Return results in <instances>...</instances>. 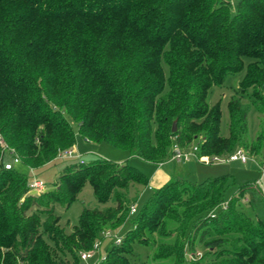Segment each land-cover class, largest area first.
Returning <instances> with one entry per match:
<instances>
[{
    "label": "trees",
    "instance_id": "trees-1",
    "mask_svg": "<svg viewBox=\"0 0 264 264\" xmlns=\"http://www.w3.org/2000/svg\"><path fill=\"white\" fill-rule=\"evenodd\" d=\"M242 71L223 135L220 101L207 99ZM252 108L264 116V0H237L234 10L230 0H0V264H81V251L129 220L100 264H130L132 243L150 247L142 264H200L199 243L210 264H264V195L254 184L224 204L227 174L176 177L130 214L148 183L133 165L73 161L39 192L23 171L71 149L72 123L85 140L148 163L196 141L208 157L242 146L263 171L264 129L248 137ZM11 149L20 162L6 169ZM87 183L109 204L83 206L67 230L58 209Z\"/></svg>",
    "mask_w": 264,
    "mask_h": 264
},
{
    "label": "rangeland",
    "instance_id": "rangeland-1",
    "mask_svg": "<svg viewBox=\"0 0 264 264\" xmlns=\"http://www.w3.org/2000/svg\"><path fill=\"white\" fill-rule=\"evenodd\" d=\"M236 1L237 0H230L231 10L235 9ZM243 75L244 71L235 75H229L226 78L225 82L222 84V86H214L211 89V92L209 93L207 99L209 104H213L217 101H220V127L221 133L223 135H227L229 132V115L227 110V102L232 96L240 95V93L237 92V89L239 81L241 80ZM241 100L243 102H249L251 100L250 90L244 92L241 95ZM72 127L74 128L76 135L75 144L71 148L72 153L84 161H90L94 158L102 157L119 163H128L141 170L148 177V179L150 177V173L156 167V164L145 162L136 157H131L129 155L128 150L126 149L115 148L106 142H94L85 140L78 132L76 124L72 123ZM248 129V137L250 141L254 140L258 133L264 129V116L257 112L254 108H252L248 114ZM195 144L197 145L196 141H193L190 142L186 147L182 148H185L187 150ZM238 148H242L248 157L245 163H242L239 160H210V162H200L194 158H191L190 160L185 162L169 160L164 163L163 169L166 172L173 173L172 178L185 177L193 181H201L208 176H218L222 174H227L229 177L224 193V204L229 201L231 196L238 190L241 185L246 183L256 185V187L264 195V172L262 171V168L257 162L262 160L261 157H254V155L250 154L242 146ZM232 153H234V151L225 156H220V158L228 157ZM73 161L77 160L75 158H56L54 161L49 162L45 166L36 169H24L23 171L27 174L29 180L37 178L45 186V188H51L53 187V184L57 181L61 169L65 165H68L70 162ZM148 185L149 181L145 186H140V194L134 203L137 211L141 208V206L143 205L147 197L151 194V192L156 189L154 188L152 191H149L147 190ZM244 197L245 198H243L240 203L243 204L244 211L247 214L252 215L249 203L245 201L246 199H251V194L246 193ZM108 204L109 203H99L93 195L91 186L87 183L85 184L81 192L78 194L77 199L69 206V208L58 209V213L61 216L60 223L61 225L66 226L67 230H70L73 225L77 224V218L83 206L89 208H103ZM131 226L132 223L129 220L121 228L113 231L111 236L104 237L99 245L100 256L98 255V250H96L91 258L87 259L86 261H82L81 264H95L99 260V257H105L108 249L116 241V237H123L126 232L131 228ZM131 247L132 251L134 252L133 257L127 256L130 261V264H142V262L146 260V257L150 251V247L134 243L131 244ZM195 252L196 254L194 256V260L200 261V264H210L211 256L205 254L206 250L202 244H196Z\"/></svg>",
    "mask_w": 264,
    "mask_h": 264
},
{
    "label": "built area",
    "instance_id": "built-area-1",
    "mask_svg": "<svg viewBox=\"0 0 264 264\" xmlns=\"http://www.w3.org/2000/svg\"><path fill=\"white\" fill-rule=\"evenodd\" d=\"M1 140H2V136L0 135V141ZM9 154H10V160H8L4 165V167L6 169H9L13 165H16L20 162V159L16 155L15 151H13L11 149ZM57 158H61V159L75 158L79 162H83L82 159H80L78 156H75L72 153L71 149L60 152L57 155ZM191 158H194L200 162H208V161L210 162V160H212V161H236V160H239L242 163H245L246 160L248 159L247 155L245 154V152L242 148H237L236 150H234V153L230 154L228 157H225V158L221 157L220 158V156L208 157L206 155H199L198 154V145H196V144L191 146L187 150L185 148L180 147L176 143H174L172 145V155H171L170 159L185 162V161L190 160ZM28 187H29L30 191H34V192L42 191L45 188V186L37 178L31 179L28 183ZM135 212H136L135 205L132 204L130 206V214H133ZM112 232L113 231H111V230H106L103 233V237L111 236ZM100 242L101 241H96L94 243L92 249L89 251H81L79 254L81 261H86L87 259L91 258L96 250H98V255L100 256V253H99ZM120 242H121V238L116 237V241L114 242V244H119ZM104 259H105V257H99V260L95 264H100Z\"/></svg>",
    "mask_w": 264,
    "mask_h": 264
},
{
    "label": "crops",
    "instance_id": "crops-1",
    "mask_svg": "<svg viewBox=\"0 0 264 264\" xmlns=\"http://www.w3.org/2000/svg\"><path fill=\"white\" fill-rule=\"evenodd\" d=\"M169 160H173V159H169ZM164 163L158 164V166L156 165L155 169L150 173V177L148 179L149 185L147 186V190H153L154 188H159L167 181L171 180V178L173 177V173L166 172L163 169Z\"/></svg>",
    "mask_w": 264,
    "mask_h": 264
},
{
    "label": "water",
    "instance_id": "water-1",
    "mask_svg": "<svg viewBox=\"0 0 264 264\" xmlns=\"http://www.w3.org/2000/svg\"><path fill=\"white\" fill-rule=\"evenodd\" d=\"M171 129H172V131H175V129H176V121H173Z\"/></svg>",
    "mask_w": 264,
    "mask_h": 264
}]
</instances>
